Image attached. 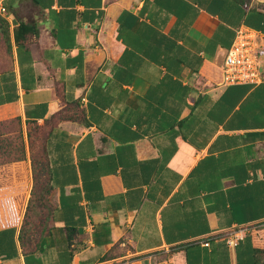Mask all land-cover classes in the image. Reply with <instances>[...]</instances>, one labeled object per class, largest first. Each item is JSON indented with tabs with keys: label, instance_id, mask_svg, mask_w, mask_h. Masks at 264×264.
<instances>
[{
	"label": "crops",
	"instance_id": "0c3cea01",
	"mask_svg": "<svg viewBox=\"0 0 264 264\" xmlns=\"http://www.w3.org/2000/svg\"><path fill=\"white\" fill-rule=\"evenodd\" d=\"M5 6L0 122L52 124L53 211L23 247L29 160L26 188L0 167V264H255L248 232L225 236L264 222V81L225 85L223 65L245 26L264 76V0Z\"/></svg>",
	"mask_w": 264,
	"mask_h": 264
},
{
	"label": "rangeland",
	"instance_id": "374dc122",
	"mask_svg": "<svg viewBox=\"0 0 264 264\" xmlns=\"http://www.w3.org/2000/svg\"><path fill=\"white\" fill-rule=\"evenodd\" d=\"M47 129V125L36 124L26 125V127L22 128L17 120L0 122V167L9 168L10 170L8 169V172L10 171L12 177L17 182L21 180L23 184L27 169V157L29 160L32 181L29 189V196L26 205L21 208L22 212H20V217L21 224L23 219L25 222L24 230H29V237L31 236V240L34 241L39 238L42 231L47 229V223L45 225L44 223L42 224V222L48 217L52 209L51 196L50 193H47L48 183L41 150L42 138ZM21 159H24L26 163H19ZM24 188H26L25 185ZM32 188H35L33 192L35 195L30 202L28 212L25 214ZM37 193H41L42 205L37 203ZM252 228L264 230V222L254 224ZM246 230L248 233L251 232L250 228ZM241 264H243V262H241Z\"/></svg>",
	"mask_w": 264,
	"mask_h": 264
},
{
	"label": "built area",
	"instance_id": "2783aa9c",
	"mask_svg": "<svg viewBox=\"0 0 264 264\" xmlns=\"http://www.w3.org/2000/svg\"><path fill=\"white\" fill-rule=\"evenodd\" d=\"M6 0H0V16H7ZM264 76L261 71V53L257 33L245 26L237 28L231 47L228 49L223 65L225 85L261 84ZM245 228H236L225 236L229 246L235 247L246 236ZM208 244H205L207 246Z\"/></svg>",
	"mask_w": 264,
	"mask_h": 264
},
{
	"label": "trees",
	"instance_id": "16d2710c",
	"mask_svg": "<svg viewBox=\"0 0 264 264\" xmlns=\"http://www.w3.org/2000/svg\"><path fill=\"white\" fill-rule=\"evenodd\" d=\"M0 34L2 35V37L4 39H6V36H7V25L4 21L1 22L0 24ZM44 125H47L48 129L52 126V124H48V123H45ZM43 139V138H42ZM41 150H42V143H41ZM42 155H43V158H44V168H45V174H46V178H47V183H48V188H47V193H50V196H51V187H50V184H49V180H48V173H47V161L45 159V156L43 154V151H42ZM20 162H25L24 159H21L19 160ZM18 161V162H19ZM34 189L35 188H32V191H31V194H30V198L28 200V204L26 206V211H25V214L26 212H28L29 210V206H30V202L32 201V198L34 197ZM41 193H37L36 197L38 199V204L42 205V202H41ZM16 200H17V211L19 212L21 210V206H22V202H23V198H24V194L20 193L18 194L16 197ZM38 205V206H39ZM52 211H53V205H52V209L50 211V214L48 215L47 218L44 219V222H42V224L44 223L46 225L49 224L50 222V219H51V215H52ZM41 224V226H42ZM24 225H25V222H24V219H23V222L21 224V230H20V236H19V240L21 242V245L23 247H25L26 245V241L30 242L31 241V236L29 237V234H28V231L27 230H24ZM46 227V226H45ZM248 228L251 229V232L249 233L250 234V237L252 239V242H253V251H254V256H255V264H264V230H258V229H254L252 228V226H249ZM46 233V230L45 231H42L41 235L39 236V238L42 237V234L44 235Z\"/></svg>",
	"mask_w": 264,
	"mask_h": 264
}]
</instances>
